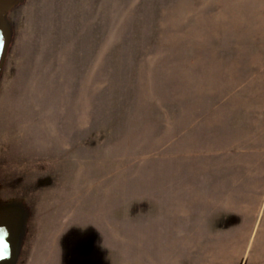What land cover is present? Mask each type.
<instances>
[{"label":"rangeland","instance_id":"1","mask_svg":"<svg viewBox=\"0 0 264 264\" xmlns=\"http://www.w3.org/2000/svg\"><path fill=\"white\" fill-rule=\"evenodd\" d=\"M12 17L0 181L32 211L18 264H264V0H27Z\"/></svg>","mask_w":264,"mask_h":264},{"label":"water","instance_id":"2","mask_svg":"<svg viewBox=\"0 0 264 264\" xmlns=\"http://www.w3.org/2000/svg\"><path fill=\"white\" fill-rule=\"evenodd\" d=\"M27 0H0V82L16 37L12 17ZM0 181V264H18L28 234L31 207L23 196H3Z\"/></svg>","mask_w":264,"mask_h":264},{"label":"flooded vegetation","instance_id":"3","mask_svg":"<svg viewBox=\"0 0 264 264\" xmlns=\"http://www.w3.org/2000/svg\"><path fill=\"white\" fill-rule=\"evenodd\" d=\"M46 180H47V179H45V181H46ZM17 181H18V180H17ZM15 183H16V182H14V183H10V185H11V187H12V188H14V187H15V186H14V185H15Z\"/></svg>","mask_w":264,"mask_h":264}]
</instances>
